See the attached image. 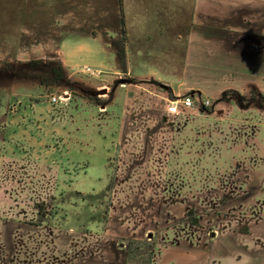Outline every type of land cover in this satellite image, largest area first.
Here are the masks:
<instances>
[{"label": "rangeland", "instance_id": "obj_1", "mask_svg": "<svg viewBox=\"0 0 264 264\" xmlns=\"http://www.w3.org/2000/svg\"><path fill=\"white\" fill-rule=\"evenodd\" d=\"M196 3L0 0V233L18 259L31 231L39 264H126L130 240L153 264H264L247 222L264 209V27L232 30L234 61H215ZM238 5L264 26V0ZM192 93L210 111L168 113Z\"/></svg>", "mask_w": 264, "mask_h": 264}, {"label": "crops", "instance_id": "obj_2", "mask_svg": "<svg viewBox=\"0 0 264 264\" xmlns=\"http://www.w3.org/2000/svg\"><path fill=\"white\" fill-rule=\"evenodd\" d=\"M238 1L239 0H197L196 8H199V6L201 8L203 7L204 9L207 8L205 10L208 12L210 10L211 11L214 10V12L211 13L209 17H206L204 19V20H206V19L214 20V23H212V24L211 23H205V22L203 23L202 21H204V20L199 18L198 20H196L194 22V28L193 29L194 30L195 29L200 30L202 28H205V29L207 28V29H210L212 31L213 30L216 31V33L213 34L212 37H209V36H205L204 38L200 37V40L203 41L202 50L204 53L207 50H209L207 48L208 43L214 44V46H215V51H214L215 58H214V60L215 61L216 60H218L220 62H233L234 61L233 57L231 56L232 53L228 52V50L226 49L227 47L224 44H222L221 42H219V41H225V42L230 41L231 40L230 35L233 33L232 30L237 29V28H241V30H249V32H250L251 30H257V29L259 30V29L264 27L263 25H261V23H262L261 20H263V16L262 15L257 16L256 13H261V12L255 6L248 9V10H250V12H247V13L251 15V18H250L251 20L249 18L247 20L246 16H245V12H246L245 8L247 6L244 5L243 8H239ZM246 1H248V0H241V3L244 4ZM239 13H241V16H243V20L239 19V16H238ZM212 15H213V17H212ZM195 18H196V16H195ZM242 23H243V25H242ZM203 24H207V25H209V27H206V25H203ZM251 34L253 35V33H251ZM254 34L255 35H253V36L257 37V38H255L256 41L257 40L263 41V39H264L263 36L261 37L256 33H254ZM190 41H193L192 37H191ZM223 50H225V51L223 52ZM187 61H186V69H188L190 67L189 64L187 63ZM262 176L264 177V174ZM263 182H264V178H263ZM263 199L264 198L256 200V205L258 207L260 205L264 206V200ZM261 200H263L262 203H260ZM243 204L253 205L254 203H251L250 201L248 203V201H247V202H244ZM243 204H242V206H243ZM244 209L248 210L247 206H245ZM251 210H253V208H251ZM241 211L237 210V212H241ZM254 216L252 217V220L248 219L247 222L250 223L251 228H253V230L263 231V232H260V234H259V236H260V237H258V240H259V238L264 237V209L258 208L257 209V215H254ZM219 219H221V217H219ZM259 228H260V230H259ZM253 230H251V232H253ZM5 232L8 236L7 239H6V237H4ZM32 234H36V233H31V231H26V232L23 231V235H22L23 239L21 241L23 253H21L22 256L20 255V258L22 257V259H18L15 256V254L16 253L20 254L19 250H17V249H19V247L17 246V248H16V247H13V245H12L14 235L9 233V235L12 237V240H11V238H9L8 232L2 230L0 233V238H3L4 242L0 239V264H8L9 262L11 264H14V262H17V260H21V264H33L36 261L39 264L42 261H46L45 258H43V260H41V258L38 257L39 252L44 250V247L42 246V244L38 245L34 248H32L30 246L31 237L33 236ZM49 250L52 251L51 258H53L54 260H58L59 258L56 256V253L61 252V246H57V247L54 246V247L49 248ZM43 253H45V252L43 251ZM58 261H60V260H58ZM123 261H125V260L123 259Z\"/></svg>", "mask_w": 264, "mask_h": 264}, {"label": "trees", "instance_id": "obj_3", "mask_svg": "<svg viewBox=\"0 0 264 264\" xmlns=\"http://www.w3.org/2000/svg\"><path fill=\"white\" fill-rule=\"evenodd\" d=\"M253 96H255L254 93L251 94L250 101L252 103L255 101ZM260 97L264 99V96ZM233 98L237 100V103L241 107L244 106L247 99L246 96L241 95L237 91H227L224 93L223 100H232ZM244 108H246V105ZM206 111H210V109H206ZM126 252V264H153L156 247L151 241L130 240Z\"/></svg>", "mask_w": 264, "mask_h": 264}, {"label": "built area", "instance_id": "obj_4", "mask_svg": "<svg viewBox=\"0 0 264 264\" xmlns=\"http://www.w3.org/2000/svg\"><path fill=\"white\" fill-rule=\"evenodd\" d=\"M54 102L57 101L56 98L52 99ZM198 98H195L193 94L185 95L183 98H180L170 104L168 107V113L170 115H180L182 111H189V110H206L209 109L211 106L210 101H203L198 102ZM200 101V100H199Z\"/></svg>", "mask_w": 264, "mask_h": 264}, {"label": "flooded vegetation", "instance_id": "obj_5", "mask_svg": "<svg viewBox=\"0 0 264 264\" xmlns=\"http://www.w3.org/2000/svg\"><path fill=\"white\" fill-rule=\"evenodd\" d=\"M253 93V92H252ZM252 93H250V96H246V95H243V96H246L247 97V99H246V101L248 100L249 102H250V100H251V94ZM242 95V94H241ZM254 98H256L255 96H253ZM226 101H229V100H226ZM232 101H234L237 105H239V103H237V100L235 99V98H233L232 99ZM245 101V104H247V102ZM244 104V105H245ZM240 106V105H239Z\"/></svg>", "mask_w": 264, "mask_h": 264}, {"label": "water", "instance_id": "obj_6", "mask_svg": "<svg viewBox=\"0 0 264 264\" xmlns=\"http://www.w3.org/2000/svg\"><path fill=\"white\" fill-rule=\"evenodd\" d=\"M121 83H123V84H124V83H130V81H128V80H124V79H123V80H121ZM165 87L167 88V86H165ZM90 94H91V95H97L98 93H96V92H93V93H92V92H91ZM192 94H194V93H192ZM204 111H206V110H204Z\"/></svg>", "mask_w": 264, "mask_h": 264}]
</instances>
